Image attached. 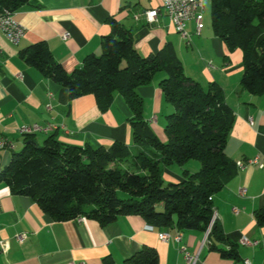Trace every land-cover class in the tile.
Here are the masks:
<instances>
[{
  "label": "crops",
  "instance_id": "0c3cea01",
  "mask_svg": "<svg viewBox=\"0 0 264 264\" xmlns=\"http://www.w3.org/2000/svg\"><path fill=\"white\" fill-rule=\"evenodd\" d=\"M205 5L204 28L195 33V22L189 21L185 40L166 13L158 22L149 24L144 12L160 8L162 0H31L15 13L26 29L18 45L7 40L0 30V141L13 148H0V173L10 164L14 153L25 146L23 127L38 125L54 131H39L32 138L40 145L52 135L60 142L80 147L109 148L116 142L132 144V117L124 98L118 93L107 111H101L95 96L87 95L73 101L61 84L45 77L28 65L21 52L33 44H47L56 62L72 73L86 57L101 54V40L111 34L110 19H115L133 36L137 51L144 57L158 53L165 46L175 48L187 76L198 80L208 90L218 84L225 100L235 114L225 152L236 163L257 156L264 160V93L252 94L241 84L244 72L243 52H230L214 34L211 0ZM210 11V17L206 14ZM138 17V19L136 18ZM69 33L70 38L63 39ZM157 74L150 84L138 88L144 100V117L156 132L165 115V97ZM209 82V83H208ZM189 173L200 170L198 162H188ZM165 179L183 180L182 168L165 170ZM245 189L244 195L240 190ZM227 243L236 248L233 258H225L209 248L207 233L198 230L171 228L160 230L141 216H120L108 225L84 218L56 221L30 197L14 194L0 182V264H125V261L147 246L157 251L159 264H264V169L248 166L238 170L223 190L213 198ZM235 209L239 210L235 213ZM162 232L180 233V242H163ZM25 235L24 241L18 240ZM257 242L241 244L242 238ZM186 247L193 258L189 262L180 248Z\"/></svg>",
  "mask_w": 264,
  "mask_h": 264
},
{
  "label": "trees",
  "instance_id": "16d2710c",
  "mask_svg": "<svg viewBox=\"0 0 264 264\" xmlns=\"http://www.w3.org/2000/svg\"><path fill=\"white\" fill-rule=\"evenodd\" d=\"M31 0H0V13L17 12ZM214 34L227 49L243 52V88L264 93V0H211ZM111 34L101 40V54L86 57L81 67L68 73L56 62L47 44H33L21 58L45 77L61 84L71 101L93 95L101 111H107L116 93L131 110L132 144L111 147H80L60 142L56 135L40 145L33 135L14 153L0 173V182L19 196L32 198L54 220L83 217L108 225L120 216H141L154 228L198 230L207 233L212 223L213 198L237 173L226 154L235 114L216 83L205 90L185 74L174 47L142 56L133 36L115 19ZM124 64V65H123ZM166 101L174 111L168 115L161 141L144 117V100L138 88L150 84L157 73ZM198 161L196 173L184 171V180L165 184V169ZM264 222V214L258 217ZM209 248L233 258L234 245L227 243L220 221L208 235ZM106 264H114L106 260ZM125 264H159L157 251L147 246Z\"/></svg>",
  "mask_w": 264,
  "mask_h": 264
},
{
  "label": "built area",
  "instance_id": "2783aa9c",
  "mask_svg": "<svg viewBox=\"0 0 264 264\" xmlns=\"http://www.w3.org/2000/svg\"><path fill=\"white\" fill-rule=\"evenodd\" d=\"M205 5L203 0H162V5L160 8L148 10L144 12L143 16L146 18L149 24H154L158 22V18L161 15L162 12L166 13L167 16L170 18L171 22L173 23L176 31L185 39H189V34L186 30V25L189 21L195 22V33L196 35L200 36L203 32L204 28V12H205ZM15 13L16 12H10L5 10L3 13H0V30L4 34V36L7 38L9 42H11L14 45H18L22 38L24 37L26 33L25 27L15 19ZM138 19V17H136ZM70 38V34L66 33L63 36L64 40H67ZM58 127L54 125H49L46 129H42L38 125L32 126V127H23L20 129V133L24 136L27 135H34L35 133L39 131H54L57 130ZM13 144L9 143L6 140L0 141V148H13ZM248 166H259L260 168L264 169V160L257 156L252 160H248L247 162H237V168L238 170H244ZM246 192L245 189L240 190V194L244 195ZM235 213H238L239 210L235 209ZM79 221H83V217L77 218ZM218 220V214L214 211L212 223L209 227V230L207 231V238L210 233V230L215 223V221ZM26 238L25 235L19 236L18 240L20 242L24 241ZM159 238L163 242H171L172 240L176 242H180L182 239V236L180 233L178 234H171L167 232H162L159 234ZM242 245L246 246H255L257 242L251 241L248 238L244 237L241 240ZM0 246L3 251L6 250V244L5 242H0ZM181 253L185 255V258L192 262L193 258L188 253L186 247L180 248ZM245 264H251L249 260L245 261Z\"/></svg>",
  "mask_w": 264,
  "mask_h": 264
},
{
  "label": "rangeland",
  "instance_id": "374dc122",
  "mask_svg": "<svg viewBox=\"0 0 264 264\" xmlns=\"http://www.w3.org/2000/svg\"><path fill=\"white\" fill-rule=\"evenodd\" d=\"M209 17H210V11H208V13H206ZM222 40V39H221ZM124 65V64H123ZM160 73H163V72H160ZM157 74H159V73H157ZM156 74V75H157ZM165 74V73H164ZM186 74V73H185ZM187 75V74H186ZM189 77V76H188ZM190 78H192V77H190ZM193 79V78H192ZM193 80H195V79H193ZM197 83H199L200 84V82L198 81V80H195ZM209 83V82H208ZM174 111V108H173V106L171 105V104H169L167 101H166V99H165V115H162V118H163V122H162V124L160 123V124H158V127H159V130L158 131H156L155 133H156V135L158 136V138L161 140V141H163V142H166L167 141V135H166V132H165V128H166V124H167V116L168 115H170L172 112ZM18 152H20V150H18ZM190 162V161H189ZM191 162H198V161H191ZM199 163V162H198ZM188 164L189 163H187V164H185V165H183V166H170V167H168V168H166L165 170H168V171H172V169L173 168H182V170L183 171H187V170H189L188 168H187V166H188ZM184 173V172H183ZM165 174H167L166 172L164 173V176H163V178H164V181H165V184H170V183H172V184H175L176 182H171V181H168V180H166L165 179ZM183 180H184V175H183ZM182 180V181H183ZM181 182V181H180ZM177 183H179V182H177Z\"/></svg>",
  "mask_w": 264,
  "mask_h": 264
}]
</instances>
